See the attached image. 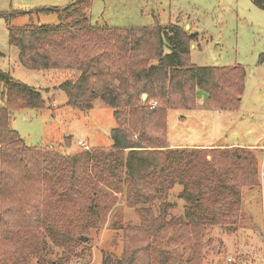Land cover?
Wrapping results in <instances>:
<instances>
[{"label": "trees", "instance_id": "16d2710c", "mask_svg": "<svg viewBox=\"0 0 264 264\" xmlns=\"http://www.w3.org/2000/svg\"><path fill=\"white\" fill-rule=\"evenodd\" d=\"M90 3L73 0L63 7L0 13L6 21L36 12L58 13L55 25L7 24L18 62L32 71L69 72L57 86L66 104L86 111L98 99L113 109L115 120L107 149L60 155L28 147L11 129L10 114L43 109L41 90L0 72V264L68 262L81 241L78 236L99 226L101 207L115 205L116 194L135 207L140 224L126 229L121 256L104 258L102 264H138L136 248L129 247L146 236L144 230L153 229L173 230L178 238L174 244L193 239L192 259L173 257V264H201L203 232L214 226L235 230L244 190L258 191L259 155L256 148L240 146L170 147L167 110L194 109L196 91L204 92L216 110H237L245 70L192 63L191 45L198 35L178 23L92 26L87 19ZM253 3L264 9V0ZM143 93L146 102L140 99ZM177 186L182 212L169 217L172 205L166 197ZM30 228L34 232L20 236ZM4 245L8 248L2 250ZM50 246L58 250L54 261L47 258Z\"/></svg>", "mask_w": 264, "mask_h": 264}, {"label": "rangeland", "instance_id": "374dc122", "mask_svg": "<svg viewBox=\"0 0 264 264\" xmlns=\"http://www.w3.org/2000/svg\"><path fill=\"white\" fill-rule=\"evenodd\" d=\"M71 1L0 0V13L63 7ZM87 19L92 26L117 28L178 23L198 35L191 45L192 63L216 67L239 65L245 70L244 91L237 110H216L209 105L204 92L196 91L194 109L167 110V140L169 145L213 143L256 148L253 151L259 155L260 186L258 191L244 190L240 224L235 230L220 226L205 230L199 249L201 264H264V9L253 0H91ZM59 21L56 12L24 14L8 21L0 17V72L40 89L45 102L41 110L12 111L10 127L26 146L53 149L60 155L83 150L78 141L88 148H110V130L115 127L113 109L98 99L89 110L71 108L66 104V95L57 88L69 72L28 70L18 62L16 47L9 44L7 24L21 27L30 23L55 25ZM2 92L0 81V105L4 104ZM179 189L174 187L166 197L172 205L169 217L182 212L184 203L177 197ZM116 197L115 205L108 209L107 204L101 207L99 226L83 233L87 240H81L70 260L62 264H102L104 258L114 261L121 256L126 229L135 228L140 220L135 207L128 206L122 195ZM30 231L34 232L30 228L20 236ZM144 233L146 236L129 247L136 248L138 264H173V257L192 259L191 237L174 244L173 240L178 238L173 230L153 229ZM5 248L8 246L4 245L2 250ZM57 252L50 246L47 258L54 261ZM29 264H36L35 260Z\"/></svg>", "mask_w": 264, "mask_h": 264}, {"label": "crops", "instance_id": "0c3cea01", "mask_svg": "<svg viewBox=\"0 0 264 264\" xmlns=\"http://www.w3.org/2000/svg\"><path fill=\"white\" fill-rule=\"evenodd\" d=\"M208 146L228 147V146H233V145L224 146V145H221V144L201 143V144H196V145L192 144V145L181 146V145H172V144H170V147H208ZM250 148H254V147H250Z\"/></svg>", "mask_w": 264, "mask_h": 264}, {"label": "water", "instance_id": "95a60500", "mask_svg": "<svg viewBox=\"0 0 264 264\" xmlns=\"http://www.w3.org/2000/svg\"><path fill=\"white\" fill-rule=\"evenodd\" d=\"M145 98H146V94L143 93V94L141 95V98H140V99H141V101L143 102V101L145 100ZM78 238H79L80 240H82V241H86V240H87V237L84 236V235H79Z\"/></svg>", "mask_w": 264, "mask_h": 264}, {"label": "built area", "instance_id": "2783aa9c", "mask_svg": "<svg viewBox=\"0 0 264 264\" xmlns=\"http://www.w3.org/2000/svg\"><path fill=\"white\" fill-rule=\"evenodd\" d=\"M78 144L82 146V149H85V150L88 149V147L84 145L82 142L78 141Z\"/></svg>", "mask_w": 264, "mask_h": 264}]
</instances>
